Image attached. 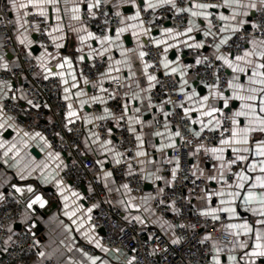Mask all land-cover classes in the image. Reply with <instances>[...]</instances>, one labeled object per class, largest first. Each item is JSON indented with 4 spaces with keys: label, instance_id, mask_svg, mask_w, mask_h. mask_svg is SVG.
Segmentation results:
<instances>
[{
    "label": "crops",
    "instance_id": "crops-1",
    "mask_svg": "<svg viewBox=\"0 0 264 264\" xmlns=\"http://www.w3.org/2000/svg\"><path fill=\"white\" fill-rule=\"evenodd\" d=\"M109 1L111 3L112 11L114 13L120 12L121 18L134 15L136 12V8L131 3V0ZM179 1L180 0H176V2ZM89 2H94V0H67V3H65V0H60L59 7L61 11L59 15L62 17L61 21H57L55 19L57 14L52 9H49V18L46 20L50 23L51 28L59 23L63 29L60 33H53L54 36H63L62 40L56 41V43H61L63 45L60 49L55 47L51 36H49L51 43L50 48L45 49L40 47L35 40V35L27 31L26 26L21 28L19 25L15 24V13H13L8 7V0H2V7L11 18L16 29L17 41L23 55L36 60L38 67L37 75L39 78L44 79V76L46 75L45 69L41 67L42 63H46L47 67H51L54 72H59L61 69L55 67V65L59 62V58L67 56L72 59L73 70L77 75L76 83L78 87L71 88V84L73 82L71 78L68 77L69 83L67 85L61 83L62 98L64 99L65 95L63 89L65 87L71 88L72 99L68 102L72 103L73 108L77 111L79 117H73L71 119L73 122L79 121L86 127L85 135L81 140L79 154L85 159H91L94 161V171L97 173V179L105 192V201L107 205L112 209L122 212L127 220L137 222L139 226H142L145 230L157 229L164 236L173 237L175 234V226L171 220L157 214L156 201L167 192L174 182L172 170L176 168V160L173 158L171 150L177 145L178 136L171 135L174 134L176 130L170 123V104L168 102L152 104L150 101V95L156 88L160 76L153 74L150 71V67L147 69L148 74L155 75L157 77L156 81L152 82L153 86L150 87L147 75H145L144 71V64L148 63L146 55L142 59L139 56L140 51L145 52V47L148 43L156 45L154 43L155 39L168 38L162 35L161 30L153 33H150L149 31L147 35L141 34L139 36H133L132 30L129 29V31L122 33L120 40L116 42V44H122L123 49L127 50L125 52V56H121L120 53L122 49L114 44L111 47V50L105 53L104 56L101 57L93 54L92 57H89L87 54L92 51V49H96L97 51L101 50V45L98 41L89 40L82 44L79 39L81 35L85 34L84 32L79 31L81 28H87L88 31L100 36L93 28L89 27L83 19V14L88 12L86 5ZM245 2H247V0H245ZM77 4L81 8V20L79 21L71 19V9ZM136 4L141 6V10H151L144 7L143 0H136ZM260 10L262 9L252 10L250 19ZM219 11H222V9L216 10L217 13ZM251 21L253 22V19ZM128 23H132V21H128ZM197 23H201V30L195 31L191 34L196 37V40L189 41V43L202 41L205 45L203 48H189L185 44L179 43V41H183L187 39V37H179L177 40L168 39L169 44H177L178 46L169 48L167 53H163V57L166 55L168 60L172 61L168 69L163 67L164 73L175 76L179 81L180 87L184 88V92H181L184 95V101L181 104L183 105V107H181L183 113L184 108L199 107L196 103L199 97L209 95L210 92L215 91V89L203 86L202 84H199V86L204 87L205 89H200L194 85L197 80L192 73V67L196 64V60L200 59L202 61L208 57H216L220 53L228 55V53L223 52V48L225 46L221 47L220 53H217L215 49V44L219 42L220 37L228 33L219 34L213 42L208 43L207 39L209 37L203 36V22L197 20ZM122 26L123 25L120 27ZM248 26H250V24L246 25V28ZM107 35H111L115 39V30L110 31ZM24 37H27V40L24 44H21L20 39ZM28 40H30L31 43H28ZM89 44L91 45V48L88 47ZM36 46L39 47V51H34ZM159 46L163 49L166 47V45L163 44ZM250 47L251 45L249 44L247 48ZM81 49L82 51H79ZM185 52L188 53L187 58L194 60V62H186L183 58ZM45 53H50L51 56H47ZM80 55L85 56L83 61L79 60ZM109 56L112 57L111 60L108 59ZM0 57L4 58L0 61V64L7 63L8 65L7 69L0 67V72L2 70H13L20 65L19 59L15 58L12 54L7 53L3 49L2 38H0ZM177 57H179L178 61ZM96 59L104 61L105 66L99 75V79L95 82H90L84 75L82 68L83 65L92 63ZM116 60H127L128 63L116 65ZM110 65L113 69L119 68V71L113 70L109 72L108 69ZM172 67L178 68V71L176 73H172ZM181 72H184L183 78L181 77ZM228 74L230 79L232 76L230 69H228ZM49 78L59 79L57 76H50ZM85 79L88 80L87 84L84 83ZM116 79L122 81V93L124 105L126 104L128 108V117L139 118V120L143 122L137 123L135 119L132 121L129 120L130 127L135 129L134 132L132 131L135 134V137L140 135L143 139L142 147H140V142L136 140V153L138 151L146 153L144 156H138L136 154V165L123 170V178L120 181L116 177V168L121 164L125 152L119 148L114 137L103 139L100 136L97 127L98 123L108 121L113 117L111 106L118 96L117 92L112 89L111 84L112 81ZM185 80L187 81L186 84L183 83ZM6 85H11V89L9 90ZM0 87L4 88L7 96L11 93H16L18 98L26 104L21 79L11 82H5L0 79ZM102 88L106 91H102ZM192 89H195L196 92L199 93V97H194L192 100H188L185 93L190 94ZM77 91H82L85 95L77 97L75 95ZM225 94L227 95L229 93L226 92ZM22 96L24 99H21ZM92 96L101 97L103 102L100 100L92 101ZM80 100H87L88 103L81 107ZM208 103L216 104L217 106L222 107V102L211 97ZM235 104L236 107L239 106V102H235ZM136 108H139L140 111H134ZM105 109H108V112H105ZM224 111L225 113H228L227 110ZM67 112L64 115V121L69 124ZM165 113L168 115L166 116ZM188 115L191 117V120L201 119L199 112L193 111ZM98 117L105 118L98 119ZM202 119L206 122L208 118L204 117ZM9 123L14 125L13 120H10ZM166 124L168 126L167 129L165 128ZM158 125H161L160 128H157ZM192 125L193 132L201 130V125L199 123H192ZM116 126L117 125L114 123L113 127H111V131H114ZM7 132L11 133L7 134ZM157 132H160L163 135H155ZM205 132H209L208 128H205L201 132V135ZM28 133L30 134L29 136H24V131H21L15 126V128H7L6 130H3V134L0 136V138L6 141L15 142L17 147L20 149L18 156H14L13 153H9L8 157H4V149H0V193H3L4 197L7 194H11V191L7 193L6 190L14 181L19 183L34 182L40 188L52 190V192L44 194V198L48 201V203L43 208H40L38 205H34L32 209H28L27 203L22 202L23 213L20 219L11 226V231L13 233L26 230L38 239L39 249L31 264H44L50 259L57 260L61 264H91L88 257L85 256L84 253H87L89 256H99L101 260L107 261L108 264H128V261L134 257L133 253L121 249L117 252L116 249L112 248H108L109 251L104 252L101 248L96 247L97 241L103 245L102 238L104 236V231L95 230L91 226V220L96 215V207H93V205L88 202L91 189L87 188V194H85L81 186L77 187L71 181L67 180L64 177V170L68 164V159L64 155L60 154L59 160H49L48 153L57 152L51 150L48 146V142L45 144V142L39 137H36L34 135L37 133L36 131ZM106 140H111L112 143L106 147H101V144H103ZM22 141L26 142V146L25 143H22ZM173 141L175 146L167 147V145ZM162 145L164 147H161ZM33 149L37 151L39 154L38 156H35L32 153ZM117 153L120 155H117ZM208 157L211 158V162L208 161ZM226 158L231 159L232 154L230 152L226 153ZM5 160H7V162H5ZM117 160L120 162L117 163ZM45 163L58 173L57 179L63 180L66 188L79 193V198H77L71 196V192H65V194L70 197L69 204L71 208L82 206L71 220L69 217L64 215L66 211L64 207L65 201L60 195L56 183L54 181L41 183V171L43 170L45 174L49 171V169H43V164ZM57 164L60 165L59 168H56ZM192 165L193 171L196 175L205 179L207 182L203 191L194 200L195 207L200 211V213L208 207H218L219 198L213 197V201L211 205H209L206 202L205 196L208 191H216L222 187V185L216 181L207 180L209 175L218 174L219 162L215 161L211 153H207L204 150L197 152L196 150L193 152ZM33 169L35 170L33 171ZM21 172L26 176V179H20L19 173ZM108 172H111L112 175L106 176L105 174ZM135 174L141 175L144 180V188L141 195L135 194L130 183L127 181V178ZM229 175L230 173L226 170L225 176L228 177ZM158 177L160 178L158 179ZM124 184H127L131 191L126 190L123 187ZM131 197L135 198L132 202L138 205V208L129 207L128 201ZM2 201L3 199H0V205ZM72 201H75V203L73 204ZM36 208L39 210H36ZM89 208H92L91 213L87 211ZM238 211L242 219L248 220L249 222H253L256 219V217H254L250 212H245L243 208L238 209ZM43 212L46 213V216H43ZM222 215L227 217V224L241 222V220L238 219H230L227 213H220V217ZM89 216H91L90 220L88 219ZM136 216L141 218L140 221L135 219ZM205 217L211 218V216ZM72 220H75L76 223H72ZM80 224L83 226L79 228V231H77V226ZM226 225L225 230L229 235H231L230 232L232 230L227 229ZM69 228L71 231L68 230ZM207 236L209 235L205 234V239ZM210 236L211 239L207 240L212 246L211 258L216 254L213 247V245H215L221 249V264H228L227 257L229 255L236 256L240 261V264H243V260L246 259L243 256V253L246 250H242L234 244V241L237 238L231 235L233 237L232 243L226 244L217 240L214 235ZM89 237H91V240ZM239 239H244V237H240ZM103 247L107 248L105 246ZM88 249H90V251ZM40 252H44L45 255L41 257L39 255ZM206 264H211V259Z\"/></svg>",
    "mask_w": 264,
    "mask_h": 264
},
{
    "label": "built area",
    "instance_id": "built-area-1",
    "mask_svg": "<svg viewBox=\"0 0 264 264\" xmlns=\"http://www.w3.org/2000/svg\"><path fill=\"white\" fill-rule=\"evenodd\" d=\"M209 2V0H202ZM178 6H187L186 0L177 2ZM93 16L89 12L83 14L87 25L93 28L98 35L102 36L120 27L121 17L116 16L112 11L109 0H102L99 9H93ZM106 13V15H105ZM141 16L145 20L146 28L150 33L157 32L170 26L183 31L187 27V14L175 13L170 6L158 10H141ZM27 31L37 37L40 47L49 49L51 46L48 33L51 30L50 23L39 17L29 16ZM105 20L109 21L105 25ZM154 21L153 23H148ZM254 23H264V9L256 13ZM213 23L219 26L216 19ZM38 29V30H37ZM216 32V28H213ZM264 29L245 30L232 36L228 44L223 48L225 53H237L247 48V38L254 36L257 40L264 39ZM215 37L209 36L208 43L213 42ZM243 35L245 38L239 39ZM0 38H2L3 49L19 59L20 65L13 70H2L0 79L2 81L22 80V90L26 104L23 103L16 93H11L8 99L0 100L3 106L4 116H11L13 123L21 131H36L42 134L51 150L64 155L68 164L64 170V177L75 186L85 185L91 189L89 203L96 205V215L91 220V226L95 230H103V246L112 249H121L134 254L133 264H206L211 259L212 246L205 239V234L214 235L217 240L231 244L233 237L225 230L227 217L222 215L219 220L200 215L195 207L194 200L203 191L207 182L199 176H193L192 158L193 152L200 147L210 148L218 145L220 132L209 131L199 137L194 135L193 125L188 116H185L181 104L184 95L181 93L178 79L165 74L161 60L164 49L152 43L145 47L146 60L152 65L150 71L159 75L156 88L150 95L152 104L168 102L171 108L170 123L176 131L180 132L177 145L171 150L173 158L179 162V169L172 186L167 192L156 201L157 214L172 221L175 226L173 237L164 236L159 230H145L135 221L127 220L122 212L110 208L105 201V192L101 187L95 163L91 159H85L79 154L81 140L85 135L86 127L79 121L67 124L64 115L68 111V101L62 98V84L58 78L43 79L38 77L37 62L34 58H28L18 44L16 29L2 7L0 0ZM105 66V62L96 59L92 63L83 65V73L90 82L99 79V75ZM192 73L199 84L203 86L213 85L219 77L220 90L226 89L225 81L229 79L228 69L222 61L215 57H208L192 67ZM112 89L117 92V99L112 104L113 117L105 122L98 123V131L103 139L114 137L117 145L125 155L121 164L116 168V177L120 181L123 178V170L134 167L136 159V137L130 131V123L127 111H124V98L122 93V81L113 80ZM15 97L12 99L11 97ZM31 99L39 108H33L27 103ZM225 127H228L227 117ZM116 124L114 131L109 132L113 124ZM158 125L157 128H160ZM211 162V158H207ZM238 166L232 171H237ZM230 176V175H229ZM127 181L137 195L143 193L144 180L139 174H135ZM23 213V203L14 194H7L0 205V264H31L39 249V241L29 231L21 230L16 233L11 231V226L16 223ZM178 239V244L172 240ZM203 241V243H201ZM90 251V249H88ZM44 264H61L59 261L50 259Z\"/></svg>",
    "mask_w": 264,
    "mask_h": 264
},
{
    "label": "snow or ice",
    "instance_id": "snow-or-ice-1",
    "mask_svg": "<svg viewBox=\"0 0 264 264\" xmlns=\"http://www.w3.org/2000/svg\"><path fill=\"white\" fill-rule=\"evenodd\" d=\"M67 3V0H65ZM131 3L136 8L134 15L122 17L120 19V24L122 27L115 29V39L111 35H102L97 36L93 32L88 31L87 28H81L79 31L84 32V35L79 37L82 44L89 40L98 41L101 45V50L97 51L92 49L87 55L92 57L93 54L98 56H104L105 53L111 50V47L120 40L121 34L132 30L133 36H139L141 34L147 35L150 31L149 28L145 27V20L141 16V6L136 4V0H131ZM60 0H8V7L13 13H15V24L19 25L21 28H24L30 21L29 16H39L43 19L49 18V9H52L57 15L55 19L61 21L62 17L59 15L61 9L59 7ZM102 0H94V2L87 3L86 7L90 14L93 16V9H99L101 7ZM144 7L146 9H151L153 12L165 6H170L171 9L175 10L177 15L187 14V27L183 31L177 30L172 27L163 28L162 35L171 40H177L179 37H187L179 43L185 44L189 48H203L205 45L201 42L189 43V41H195L196 37L191 35L195 31L201 30V23H197V20L202 21L204 24L203 36L204 37H215L217 32L222 35L219 39V42L215 44V49L217 53H220L222 46L228 44L229 40L232 39L233 35L237 33H243L246 30V25L251 26L253 30L264 29V23H254L250 19L252 10L264 9V0H209V2H202V0H186L187 6H178L176 0H143ZM218 13L216 10H220ZM72 20L79 21L81 20V8L77 4L72 7ZM227 13V14H226ZM106 15V13H105ZM116 16H121L120 12L115 13ZM216 19L220 22L217 27L213 23V20ZM132 21V23H128ZM154 21H149L148 23H153ZM105 25L109 21L105 20ZM213 28H216V32H213ZM38 30V29H37ZM139 30V31H137ZM62 26L57 23L51 28V31L48 33L52 37V40L57 49L63 47L61 43H56L58 40H62L63 36H54L53 33L62 32ZM264 35V32H262ZM245 37L241 35L239 39H244ZM168 39H155L154 43L159 45H166L164 52L167 53L169 48L177 47V44H169ZM27 40V37L21 38L20 43L24 44ZM28 43H31L28 40ZM247 43L251 45L250 48H244L242 51H239V45H237V53L218 54L215 59L222 61L223 65L227 69L231 70L232 76L230 79L225 81L226 89L224 91L220 90L219 77L213 85L208 87L215 89L214 92H210L209 95L199 97V93L195 89H192L191 93H185L188 100H192L194 97H199L196 103L199 107L196 108H184V115L188 116L191 120L189 113L195 111L199 112L201 119L191 120L193 124L199 123L201 125V130L194 132V135L199 137L201 132L208 128L209 131H219L220 139L218 141V146H213L211 148H204V151L211 153L215 161L219 162V171L217 175H209L207 177L208 181H216L220 183V187L216 191H208L206 193L205 199L206 202L211 205L213 197L219 198L218 207H208L205 210H202L200 215L202 216H211L212 220L217 221L220 219V213H227L230 219H238L241 222L238 223H229L226 225L227 229L232 230L230 234L237 238L234 241V244L242 250H246L243 253V256L246 258L243 260V264H264V39L257 40L254 36L249 35L247 38ZM107 45V46H105ZM117 47H120L121 56H125L127 50L123 49L122 44H116ZM91 48V45H88ZM79 51H82L79 50ZM47 56H51L50 53H45ZM146 53L144 51L139 52V56L142 59ZM4 58L0 57V61ZM85 59L84 55L79 56V60L83 61ZM109 60L112 59L111 56L108 57ZM207 59V58H205ZM179 57H177V61ZM121 63L127 64V60L121 61L116 60L115 64L120 65ZM172 61L168 60L165 55L161 60V64L165 69H168ZM201 60L197 59L196 64H200ZM0 67L7 69V63L0 64ZM41 67L45 69L46 75L44 79H48L50 76H57L60 79V82L64 85L69 83L68 77L71 78L72 84L71 88L78 87L77 75L73 70V62L67 56L59 58V62L55 65L56 68L61 69L59 72H54L51 67H47L46 63H42ZM130 67V66H129ZM152 67V65L145 63L144 71L147 75L149 81V86H153L152 82L156 81L157 77L155 75L148 74L147 69ZM190 67V66H189ZM119 71V68L113 69L111 65L109 66L108 71ZM178 68L172 67L171 72L176 73ZM184 72H181V77L183 78ZM84 83L87 84L88 80L85 79ZM184 84L187 81H183ZM10 90L11 85H6ZM71 88L65 87L63 89L65 95L64 99L71 101L72 93ZM106 91L105 89H101ZM181 92H184V88L181 87ZM228 92L229 94H225ZM77 97L84 96L85 93L82 91H77L75 93ZM214 98L217 101L222 102V107L217 106L216 104H209V99ZM7 93L4 91L3 87H0V100L8 99ZM15 99V97H11ZM136 98V97H134ZM21 99H24L22 96ZM92 101L100 100L103 102L101 97L92 96ZM235 102H239V106L236 107ZM27 103L33 108H39V104H35L31 99L27 100ZM87 100H80V105L83 107L87 104ZM68 112L67 116L69 117L68 123H72L71 118L78 117L77 111L73 108L72 103H68ZM183 107V105H181ZM127 105H124V111H127ZM227 110L230 115L227 117L228 127H225V120L221 117L226 115L225 111ZM134 111L139 112L140 109L136 108ZM105 112H108V109H105ZM167 116L168 114L165 113ZM204 117H207L205 122ZM105 117H98V119H104ZM13 118L11 116H4L3 106L0 105V136L3 134V130L7 128H15V125L10 124L9 121ZM135 119L137 123H143L139 118L129 117V120L132 121ZM167 124L165 128L167 129ZM130 131H135L134 128H130ZM109 132L111 130L109 129ZM28 132H24V136H29ZM36 137H39L42 141L47 144L46 139L39 133L34 134ZM155 135H163L160 132L155 133ZM175 136H180V132L176 131ZM170 135V139H171ZM136 140L140 142V147L143 146L142 136L137 135ZM95 142V141H94ZM25 143L26 146V142ZM112 143L111 140H106L101 144V147H106ZM51 147V145H48ZM174 141L167 145V147H174ZM161 147H164L163 145ZM203 147V146H200ZM200 147L197 148V152L200 151ZM0 149H4V157H8L9 153H13L14 156H18L20 149L17 147L15 142H9L0 138ZM110 150V149H108ZM230 152L232 154L231 159L226 158V153ZM138 156L146 155L143 151H138L136 153ZM117 155H120L117 153ZM49 160H59L60 154L57 153H48ZM7 162V160H5ZM117 163L120 161L117 160ZM238 166L237 171H232L234 167ZM60 165L57 164L56 168H59ZM43 169H49L47 174L42 170L41 171V183L55 182L57 188L60 192V195L63 197L66 209L64 215L69 217L71 220L73 216L76 215V212L80 210V207L71 208L69 204L70 197L65 194L66 191L71 192V196L79 198V193L71 191L66 188L63 180L57 179L58 173L54 169H51L50 166L45 163L43 164ZM179 169V162L177 161L176 168L172 170L173 180L176 177L177 170ZM35 169H33L34 171ZM230 173V176H225V171ZM30 174V173H29ZM20 179H26V176L21 172L19 173ZM106 176H111L112 173L108 172ZM193 176H196V173H192ZM160 177H158L159 179ZM231 181V182H230ZM16 193L24 195L25 191L27 193L33 194L29 198L27 203V208L32 209L34 205H38L40 208L45 207L48 201L40 194H37L34 188L31 185H28L27 188L17 187L15 184L12 185ZM123 187L131 191L127 184H124ZM0 199H4L3 193H0ZM134 197H131L128 201L129 207L138 208L139 206L134 204L132 201ZM74 204L75 201H72ZM96 207V205H93ZM243 208L245 212H250L256 219L253 222L242 219L240 217L238 209ZM91 213L92 208L87 210ZM91 219V216L88 217ZM135 219L140 221V217L136 216ZM72 223H76L75 220H72ZM83 225L80 224L77 226V231ZM71 231V229H68ZM244 237V239H239ZM91 240V237H89ZM206 239H211V236H207ZM180 241L178 239L172 240L173 244H178ZM203 243V241H201ZM96 247L101 248L104 252H108V248H104L98 241L96 242ZM215 249V255L211 258V264H221L220 252L221 249L213 245ZM118 252L119 249H116ZM39 255L43 257L44 252H40ZM88 257V260L91 264H108L107 261L101 260L99 256H89L87 253H84ZM135 257H132L128 261V264H133ZM228 264H240V261L234 255H229L227 257Z\"/></svg>",
    "mask_w": 264,
    "mask_h": 264
},
{
    "label": "water",
    "instance_id": "water-1",
    "mask_svg": "<svg viewBox=\"0 0 264 264\" xmlns=\"http://www.w3.org/2000/svg\"><path fill=\"white\" fill-rule=\"evenodd\" d=\"M254 16H255V15H253V17H254ZM253 17H251V20L253 19ZM246 29H247V30H250V29H251V26H248ZM35 40L37 41V37H36V36H35ZM34 51H39V47L36 46V47L34 48ZM187 56H188V53L185 52L184 55H183V58L186 60L187 63H189V62H194V60L188 59ZM194 85L197 86V87H199L200 89H205L204 87L199 86V82H198V81H197L196 84H194ZM9 133H11V132H7V134H9ZM32 153H33L35 156H38V155H39L35 149L32 150ZM14 184H15L17 187H23V188H25V189L27 188L28 185H31V186L34 188L35 192H36L37 194L42 195L43 197H44V194H46V193H48V192H52V190H50V189H43V188H40V187H39L36 183H34V182L19 183V182H17V181H14V182H12V184L8 187V189H7L6 191H7V193H8L9 191H11V192H12L16 197H18V199H19L21 202H23V203H28V202H29V198L32 197L33 194H31V193H27V192L25 191L24 195L22 196V195H20L19 193H16V192H15V189L12 187V185H14ZM81 188H82L83 192H84L85 194H87V187H86L85 185H83V186H81ZM36 210H39V209L36 208ZM42 214H43V216H46V213H45V212H43ZM34 222H35V221H34ZM34 222H32V223H34Z\"/></svg>",
    "mask_w": 264,
    "mask_h": 264
}]
</instances>
